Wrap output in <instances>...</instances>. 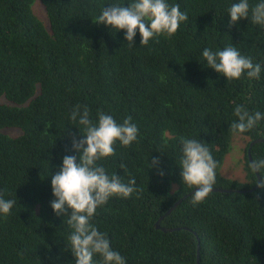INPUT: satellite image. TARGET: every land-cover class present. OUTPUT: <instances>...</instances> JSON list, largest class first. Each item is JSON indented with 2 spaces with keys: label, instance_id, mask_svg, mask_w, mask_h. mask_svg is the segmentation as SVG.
I'll return each instance as SVG.
<instances>
[{
  "label": "trees",
  "instance_id": "16d2710c",
  "mask_svg": "<svg viewBox=\"0 0 264 264\" xmlns=\"http://www.w3.org/2000/svg\"><path fill=\"white\" fill-rule=\"evenodd\" d=\"M127 2L0 0V196L15 200L9 215L0 214V264H74L65 250L71 229L50 204L51 176L64 156L79 157L72 143L82 138L80 126L70 119L77 105L93 120L98 111L117 122L131 116L139 129L136 142L117 143L98 162L125 183L135 178L139 191L111 198L92 221L127 264H264V188L248 167L249 150L264 158V142L252 146L264 139V120L239 134L247 140L246 182L220 171L235 136V106L264 113V26L251 15L229 26L236 0H168L188 21L148 45L137 32L130 46L123 31L93 23L102 7ZM229 45L262 65L258 80H227L207 67L203 50ZM181 137L208 145L218 162L214 189L226 190L196 206L195 187L183 184L178 167ZM153 159L160 163L149 168Z\"/></svg>",
  "mask_w": 264,
  "mask_h": 264
},
{
  "label": "clouds",
  "instance_id": "9594fccd",
  "mask_svg": "<svg viewBox=\"0 0 264 264\" xmlns=\"http://www.w3.org/2000/svg\"><path fill=\"white\" fill-rule=\"evenodd\" d=\"M127 4V6H125ZM230 16L229 26L243 19L264 26V0L250 7L249 0H236L227 9ZM189 19L186 11H181L177 3L168 0H128L127 3H112L102 7L94 24L110 27L115 32L123 31L124 39L134 46L137 32L140 45H148L153 38L171 37L182 23ZM202 57L207 67L224 76L227 80H239L242 76L258 80L262 65L254 63L251 57L242 55L237 47L229 45L213 51L205 48ZM236 120L231 125L233 135L254 129L264 120V113L250 112L243 105L233 110ZM70 119L77 123L81 139H73V150L79 157H63L59 171L51 176L52 194L55 199L50 206L57 216H65L71 229L66 251H70L74 264H127L126 258L111 247L107 233L100 231L92 223L97 208L105 205L111 198H129L139 190L135 178L127 183L117 173L108 174L98 162L115 154V145L131 146L138 139V126L128 116L122 122L108 113L98 111L96 119L86 105L75 106ZM180 175L183 184L195 187L191 203H202L214 191L217 181L218 162L211 154L208 145L198 138L181 137ZM77 160L79 162H77ZM160 161L153 159L149 166H158ZM121 169L126 165L121 164ZM249 169L260 174V187L264 188V158L253 159ZM163 176V171L160 172ZM15 205V200L0 196V214L7 216ZM70 210V214H69ZM20 255H23L21 252ZM98 257L99 259H96Z\"/></svg>",
  "mask_w": 264,
  "mask_h": 264
},
{
  "label": "rangeland",
  "instance_id": "374dc122",
  "mask_svg": "<svg viewBox=\"0 0 264 264\" xmlns=\"http://www.w3.org/2000/svg\"><path fill=\"white\" fill-rule=\"evenodd\" d=\"M34 11L39 18L44 20L46 23L48 22L46 12L39 3V1H36L34 5ZM1 103H5L2 98L0 99V104ZM15 130L20 131L19 129H15ZM246 144H247V140L243 138L241 135L234 136L229 155L227 156L225 161H223L220 168L221 173H223L225 177L243 183L246 182V178H245L246 166H245L244 152H243V149L245 151Z\"/></svg>",
  "mask_w": 264,
  "mask_h": 264
},
{
  "label": "bare ground",
  "instance_id": "6f19581e",
  "mask_svg": "<svg viewBox=\"0 0 264 264\" xmlns=\"http://www.w3.org/2000/svg\"><path fill=\"white\" fill-rule=\"evenodd\" d=\"M264 142V141H263ZM259 143H261V142H259ZM254 145V144H253ZM252 145V146H253ZM249 158H250V162L253 160V158L251 157V156H249ZM257 175H258V173H257ZM259 177V181L261 182V179H260V176H258ZM213 191H219V192H224V191H226V190H220V189H214ZM182 202V200L181 201H179V203H177L170 211H169V213L168 214H170L180 203ZM159 225V226H158ZM157 228H161L160 227V222L159 223H157ZM165 231V230H164ZM171 231H173V230H171V229H168V231H165V232H171Z\"/></svg>",
  "mask_w": 264,
  "mask_h": 264
},
{
  "label": "water",
  "instance_id": "95a60500",
  "mask_svg": "<svg viewBox=\"0 0 264 264\" xmlns=\"http://www.w3.org/2000/svg\"><path fill=\"white\" fill-rule=\"evenodd\" d=\"M263 141H264V139H256V140L252 143V145L255 144V143L263 142ZM249 156H251V154H250V150H249ZM251 157H252V156H251ZM260 183H261V182L259 181V183H258L257 186H259ZM158 226H159V225H158ZM158 226H157V227H158ZM163 230L168 231L167 228H163Z\"/></svg>",
  "mask_w": 264,
  "mask_h": 264
}]
</instances>
